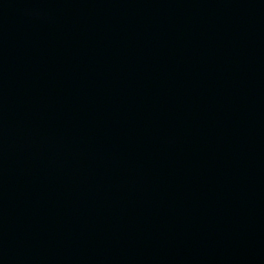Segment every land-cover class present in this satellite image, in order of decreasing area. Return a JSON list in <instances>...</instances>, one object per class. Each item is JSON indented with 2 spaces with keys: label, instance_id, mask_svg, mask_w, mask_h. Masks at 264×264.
<instances>
[{
  "label": "water",
  "instance_id": "water-1",
  "mask_svg": "<svg viewBox=\"0 0 264 264\" xmlns=\"http://www.w3.org/2000/svg\"><path fill=\"white\" fill-rule=\"evenodd\" d=\"M0 264H264V0H0Z\"/></svg>",
  "mask_w": 264,
  "mask_h": 264
}]
</instances>
